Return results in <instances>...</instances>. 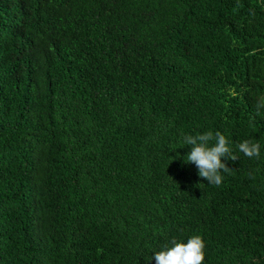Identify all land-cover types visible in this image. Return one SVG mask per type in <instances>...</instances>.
<instances>
[{
    "label": "trees",
    "instance_id": "16d2710c",
    "mask_svg": "<svg viewBox=\"0 0 264 264\" xmlns=\"http://www.w3.org/2000/svg\"><path fill=\"white\" fill-rule=\"evenodd\" d=\"M264 0H0V264H264ZM226 136L211 185L185 134ZM259 143L260 157L236 145Z\"/></svg>",
    "mask_w": 264,
    "mask_h": 264
},
{
    "label": "clouds",
    "instance_id": "9594fccd",
    "mask_svg": "<svg viewBox=\"0 0 264 264\" xmlns=\"http://www.w3.org/2000/svg\"><path fill=\"white\" fill-rule=\"evenodd\" d=\"M258 107H264V96L258 98ZM191 145V151L185 160L194 164L198 175L207 180L209 184L219 186L223 182L222 172H230L226 160L236 161L228 139L219 131H207L198 135L185 134L182 145ZM259 143L244 140L236 145V149L248 158L260 157ZM205 244L199 235H193L186 242L173 239L170 247L155 251V264H203L205 259Z\"/></svg>",
    "mask_w": 264,
    "mask_h": 264
}]
</instances>
